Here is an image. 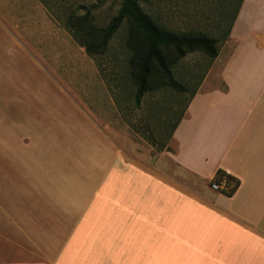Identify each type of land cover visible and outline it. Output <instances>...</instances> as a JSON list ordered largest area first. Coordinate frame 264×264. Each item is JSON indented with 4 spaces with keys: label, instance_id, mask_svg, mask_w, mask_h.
I'll return each mask as SVG.
<instances>
[{
    "label": "crops",
    "instance_id": "obj_1",
    "mask_svg": "<svg viewBox=\"0 0 264 264\" xmlns=\"http://www.w3.org/2000/svg\"><path fill=\"white\" fill-rule=\"evenodd\" d=\"M23 27L0 7V264H264V0L238 1L173 151L155 157L116 140L96 69L98 97L80 98L88 117L42 115L45 76L78 93L48 58L53 37L41 52ZM169 164L238 185L192 190Z\"/></svg>",
    "mask_w": 264,
    "mask_h": 264
},
{
    "label": "rangeland",
    "instance_id": "obj_2",
    "mask_svg": "<svg viewBox=\"0 0 264 264\" xmlns=\"http://www.w3.org/2000/svg\"><path fill=\"white\" fill-rule=\"evenodd\" d=\"M238 1L138 0V3L145 13L168 28L201 31L220 41L232 20ZM38 3L40 14L37 16ZM120 5L121 0H0V7L9 10L11 16L17 10L19 25H24L22 33L42 35L41 52L45 50L43 45L47 43L48 35H51V40L53 37L56 54L53 57L51 42V51L46 46L47 53H50L48 58L51 57V63L56 64L58 77L78 93L79 97L73 95L64 85L63 88L60 86L64 91L62 94L57 86L48 82L51 77L44 75L46 79L38 89L42 97V110L46 112L42 115L88 117L80 98L89 90L92 95L82 99L85 103L98 97L96 93L100 89L97 90L98 86L94 83L96 69L114 101V109L105 106V112L108 117L114 118L116 140H120L126 150L155 157L165 150L173 151L172 127L184 115L190 94L206 73L211 58L198 50L188 52L172 65L173 76L185 86V90L167 84L155 86L146 91L139 105H136L130 51L125 44L127 23L123 21L120 24L110 36L105 52L95 57L86 53L65 26V17L69 12L82 15L89 11L88 23L97 28L105 27L110 18L117 14ZM32 14L35 15L34 22H37L35 27L31 25L34 22L30 21ZM105 102L110 108L109 101L105 99ZM169 165L170 175L192 190L210 183V180L205 182L196 175L176 173L173 164Z\"/></svg>",
    "mask_w": 264,
    "mask_h": 264
},
{
    "label": "trees",
    "instance_id": "obj_3",
    "mask_svg": "<svg viewBox=\"0 0 264 264\" xmlns=\"http://www.w3.org/2000/svg\"><path fill=\"white\" fill-rule=\"evenodd\" d=\"M88 14L89 11L82 15L69 12L65 17V26L72 37L84 47L86 53L94 57L105 52L110 36L123 21L127 23L125 44L130 51L129 63L136 85L134 93L136 105H139L145 92L155 86L167 84L185 90V86L173 76L172 65L188 52L198 50L210 58L217 55L215 37L201 31L168 28L145 13L138 0H121L117 14L110 18L105 27L97 28L89 24ZM177 122L173 125L172 131ZM222 175L227 177L229 186V189L223 192L230 195L238 185L237 179L218 168L210 182L218 181Z\"/></svg>",
    "mask_w": 264,
    "mask_h": 264
},
{
    "label": "built area",
    "instance_id": "obj_4",
    "mask_svg": "<svg viewBox=\"0 0 264 264\" xmlns=\"http://www.w3.org/2000/svg\"><path fill=\"white\" fill-rule=\"evenodd\" d=\"M210 187L214 190H227L229 186H227V177L222 175L218 181H211Z\"/></svg>",
    "mask_w": 264,
    "mask_h": 264
}]
</instances>
